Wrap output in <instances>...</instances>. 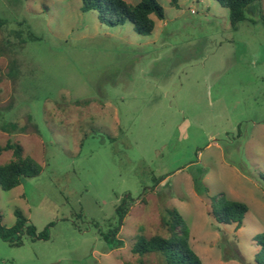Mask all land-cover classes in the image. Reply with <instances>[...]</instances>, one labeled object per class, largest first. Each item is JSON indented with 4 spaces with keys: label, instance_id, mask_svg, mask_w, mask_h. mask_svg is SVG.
Returning <instances> with one entry per match:
<instances>
[{
    "label": "rangeland",
    "instance_id": "1",
    "mask_svg": "<svg viewBox=\"0 0 264 264\" xmlns=\"http://www.w3.org/2000/svg\"><path fill=\"white\" fill-rule=\"evenodd\" d=\"M156 1L165 18L141 36L100 23L81 0H0V147L20 145L41 168L0 190L1 225L14 226V211L37 233L52 224L47 241L0 240V264H164L131 249L164 236L171 211L203 264H255L264 0L235 29L214 0ZM11 159L1 153L0 166ZM218 194L248 207L238 230L211 215ZM115 233L120 248L103 240Z\"/></svg>",
    "mask_w": 264,
    "mask_h": 264
},
{
    "label": "trees",
    "instance_id": "2",
    "mask_svg": "<svg viewBox=\"0 0 264 264\" xmlns=\"http://www.w3.org/2000/svg\"><path fill=\"white\" fill-rule=\"evenodd\" d=\"M229 11L231 26L235 29L240 23L249 21V16L255 15L259 8L258 0H214ZM178 0H170L173 7H177ZM81 11H95L100 23L109 27L122 26L125 22L132 24L134 31L141 36L150 35L155 28L154 19L164 20L163 8L156 0H140L130 5L123 0H81ZM4 21L0 19V29ZM11 152L12 159L0 166V190L9 192L18 186L21 181L36 177L40 174V166L31 158L23 155L20 145L8 141L0 147V154ZM210 213L215 221L222 225H234L238 230L248 212V207L239 202L229 200L225 195L218 194L210 199ZM117 214L120 224L124 218V210L119 207ZM15 224L11 228L1 225L0 240L9 247H21V237L26 235L32 240L47 241L48 228L37 233L35 227L28 224L27 219L20 211H14ZM160 227L165 235H154L150 238L137 237L131 252L142 258L145 255L155 254L164 264H203L190 244V229L182 216L176 211L169 212L160 220ZM118 232V229H117ZM103 236L109 244L115 243L116 248L122 247V242L116 239L117 233ZM259 248L254 256L255 264H264V233L253 238Z\"/></svg>",
    "mask_w": 264,
    "mask_h": 264
}]
</instances>
